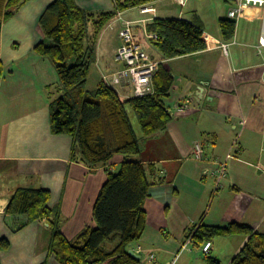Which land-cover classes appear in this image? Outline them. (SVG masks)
I'll list each match as a JSON object with an SVG mask.
<instances>
[{
    "label": "crops",
    "instance_id": "0c3cea01",
    "mask_svg": "<svg viewBox=\"0 0 264 264\" xmlns=\"http://www.w3.org/2000/svg\"><path fill=\"white\" fill-rule=\"evenodd\" d=\"M55 1L28 0L1 26L0 264H60L51 251L49 224L29 223L26 216L6 213L17 190L49 191L48 207L61 214L62 233L75 241L87 228L97 227L95 203L108 173H116L125 159L117 155L105 167L90 168L82 162L74 137L53 132L52 106L62 88L52 62L35 48L41 42L51 45L39 22ZM204 1L189 0L182 8L177 0H157L121 12L97 41L93 66L99 77L92 91L103 81V73L120 68L115 64L119 32L128 21L175 80L173 94L166 99L171 122L150 139L137 132L142 151L131 159L154 165L156 171L150 176L152 186L144 206L147 228L131 247L142 264H208L210 257L232 264L249 239L242 235L217 238L206 254L205 245L190 236L201 226L237 223L264 235V29L260 24L264 8L245 7L234 39L225 41L220 21L229 18L240 0L226 1L232 6L229 10L221 0H209L216 1L210 7ZM76 2L92 13L115 10L114 0ZM144 7L156 11L141 14ZM155 19L198 24L209 48L165 59L145 36V26ZM218 42L228 46L227 55ZM116 90L124 100L133 97L130 88ZM187 100L189 108L180 113L178 107ZM196 142L202 143L211 160H228L227 175L219 183L208 173L210 164L193 157ZM1 241L8 246L1 247Z\"/></svg>",
    "mask_w": 264,
    "mask_h": 264
},
{
    "label": "trees",
    "instance_id": "16d2710c",
    "mask_svg": "<svg viewBox=\"0 0 264 264\" xmlns=\"http://www.w3.org/2000/svg\"><path fill=\"white\" fill-rule=\"evenodd\" d=\"M27 1L0 0V31L2 23ZM155 1L114 0V11L92 13L81 8L76 0H56L40 19L41 33L51 45L41 42L35 50L52 62L62 88L61 96L52 106L53 132L74 137L82 162L90 168L105 167L117 155L125 158L116 173H108L95 203L97 227L87 228L75 241L62 233L61 214L48 207L49 191L19 189L12 196L6 213L26 216L29 223L49 224L53 234L51 251L60 264H142L129 251L140 242L147 228L144 206L150 196V176L156 171L154 165L131 160L142 151L131 111L145 139L164 132L173 118L166 99L172 95L175 80L161 65L154 78V94L125 100L105 82L96 91H89L87 84L102 30L119 13ZM220 28L223 39L231 41L237 21L222 19ZM147 31L157 35L152 44L165 59L193 55L209 48L202 28L186 20L155 19L147 25ZM3 74L0 59V78ZM236 235L249 239L232 264H264V235L254 233L247 225L201 226L193 236L196 243L205 245L217 238ZM7 246V241H1V247ZM208 264L221 263L210 257Z\"/></svg>",
    "mask_w": 264,
    "mask_h": 264
},
{
    "label": "built area",
    "instance_id": "2783aa9c",
    "mask_svg": "<svg viewBox=\"0 0 264 264\" xmlns=\"http://www.w3.org/2000/svg\"><path fill=\"white\" fill-rule=\"evenodd\" d=\"M189 0H177L180 7L187 6ZM247 6H258L264 8V0H240L238 5L229 12V18L238 21L242 16L243 10ZM156 10L152 7L142 8L143 13H152ZM146 39L157 40V35L147 31V25L144 28ZM119 46L117 48L116 62L120 64V70L117 73L111 74L104 78V82L109 86L117 88H130L133 98H143L155 93L154 78L157 75L161 63L155 60L150 51L147 49L144 38L136 34L131 22H125L119 32ZM261 43L264 45V39L261 38ZM224 54H228V46L218 42ZM175 87L172 89V94ZM191 104L190 100L178 107L180 113L186 111ZM244 129L246 123H241ZM193 157L198 161H205L210 164L208 173L217 183L222 178H225L228 170V160L213 161L205 155L204 148L201 142H196L194 145ZM228 156L227 159H230ZM195 233V232H194ZM192 233L190 236H193ZM212 248V243L207 242L203 248L204 253L209 254ZM154 259V256L151 257Z\"/></svg>",
    "mask_w": 264,
    "mask_h": 264
},
{
    "label": "rangeland",
    "instance_id": "374dc122",
    "mask_svg": "<svg viewBox=\"0 0 264 264\" xmlns=\"http://www.w3.org/2000/svg\"><path fill=\"white\" fill-rule=\"evenodd\" d=\"M222 2H223V4L224 5H226L227 4V6H226V9L227 10H229L232 6H231V4L230 3H227L226 1L227 0H221ZM234 0H230V1H228V2H233ZM216 3V1H213V2H211V1H209V0H206V1H204L203 2V4L206 6V7H210L212 4H215ZM235 8V7H234ZM254 11V10H253ZM252 11V12H253ZM141 14H146V13H143L142 12V9H141ZM119 16H121V14L119 15ZM120 19H121V17H120ZM132 23V25L134 26V23L133 22H131ZM260 24H261V28L262 29H264V9H263V14H262V16H261V20H260ZM133 29H134V27H133ZM103 31V30H102ZM210 31H212V30H210ZM102 33V32H101ZM101 33H100V35H101ZM136 33V32H135ZM137 34V33H136ZM99 35V36H100ZM99 39V38H98ZM116 56H117V52H116ZM116 56H115V64H117V65H119L120 66V64L119 63H117L116 62ZM156 60V59H155ZM113 61V60H112ZM160 63H161V65H162V61H160V60H158ZM109 62V61H108ZM118 70H120V68L118 69ZM118 70H116V71H112V72H108V71H106L107 73H103L102 74V82H104V78H107V76H109V75H111V74H114V73H117V71ZM98 77H99V71H98V68H97V66H92V68H91V70H90V74H89V80H88V84H87V89H89L90 91H92L93 89H95V87H96V85H97V82H98ZM120 88V87H119ZM120 89H122V88H120ZM133 98V97H132ZM131 118H132V122H133V124H134V126H135V128H136V130H137V132H138V134L140 133L141 134V131H140V127H139V123H138V121H137V118H136V116L134 115V113L131 111ZM110 249H112V245H111V248ZM143 257H145V255H143Z\"/></svg>",
    "mask_w": 264,
    "mask_h": 264
},
{
    "label": "water",
    "instance_id": "95a60500",
    "mask_svg": "<svg viewBox=\"0 0 264 264\" xmlns=\"http://www.w3.org/2000/svg\"><path fill=\"white\" fill-rule=\"evenodd\" d=\"M170 113H172V111H170ZM129 254H130L131 256H133L134 258L138 259V260L141 259V256H140L139 254H137L134 250H130V251H129Z\"/></svg>",
    "mask_w": 264,
    "mask_h": 264
}]
</instances>
